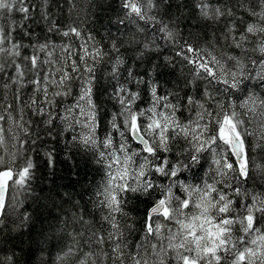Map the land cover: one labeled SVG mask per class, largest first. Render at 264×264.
<instances>
[{"label": "snow or ice", "instance_id": "1", "mask_svg": "<svg viewBox=\"0 0 264 264\" xmlns=\"http://www.w3.org/2000/svg\"><path fill=\"white\" fill-rule=\"evenodd\" d=\"M118 3V25L151 31L144 50L168 49L164 66L180 64L182 98L161 94L157 80L143 78L149 73L138 78L126 67L123 42L110 38L108 48L53 12L71 5V13L76 0H0V21H9L0 23V217L10 192L32 191L33 154L39 158L44 149L51 167L56 148L47 145L65 139L92 153L106 179L94 194L98 225L85 218L86 209L74 216L87 231L69 234L72 243L59 261L264 264V194L242 188L251 178L252 148L264 150V0ZM183 21L201 33H185ZM33 23L46 26L40 35ZM137 51L142 60L144 51ZM106 57L111 92L95 84ZM205 163L207 179L187 183L184 173ZM142 196L154 199L137 236L125 209ZM29 219L22 214L23 222Z\"/></svg>", "mask_w": 264, "mask_h": 264}, {"label": "trees", "instance_id": "2", "mask_svg": "<svg viewBox=\"0 0 264 264\" xmlns=\"http://www.w3.org/2000/svg\"><path fill=\"white\" fill-rule=\"evenodd\" d=\"M69 7L71 5H65L62 14L53 7V12L58 17L62 16L66 24L73 22L79 24L85 34L91 31L97 41H103L108 48H110V38L123 42L120 55L125 61V66L131 67L138 74V78L139 74L147 72L149 75L143 78L157 80L161 94L175 92L178 93L177 98L183 97L187 89L183 83L184 77L180 64L178 63L175 69L164 66L165 56L172 55L168 49L144 50L145 43L151 45L153 39L151 31L138 33L135 25L124 28L116 23L121 11L118 0H76V8L71 13ZM15 19L20 20L19 14H15ZM0 23L8 26L9 21L3 20ZM184 24L193 26L185 29ZM194 24L195 22L183 21L181 28L185 33L200 34L201 30ZM32 27L36 34L40 35L41 28L46 26L41 24L37 27L33 23ZM208 31L210 34L211 30ZM54 41L57 44L62 43V38L55 36ZM41 42H43L42 36ZM158 42L163 44V41ZM138 48L144 51L142 60L137 58ZM112 55L117 54L112 53ZM153 65H160V67L154 69ZM109 70L110 63L106 57L105 61L96 67L95 84L100 91L108 88L111 92L110 83H115L110 81ZM136 90L142 92L143 85ZM97 94L99 95V92ZM100 101L110 113L112 102L108 101L107 95L101 96ZM68 135L66 133L65 137ZM47 147L56 148L53 166L47 165L46 158L43 156L44 149H41L39 158L33 154L37 170L31 185L32 191L9 193L7 201L9 206L5 215L0 218L3 221L0 223V264H76L75 256L65 257L62 262L58 260V257L66 252L72 243L69 234L87 231L85 226L74 222L73 217L84 215L86 209V219L97 225L100 221L101 213L93 206V200L97 188L106 179L103 167L92 161V153L85 152L82 147L67 144L65 139H62L58 145L53 143ZM175 151L176 149L173 150ZM170 158H173L172 154ZM251 161V178L242 185V188L256 194H264V172L261 171L264 168V150L253 147ZM209 163H205L203 169L185 172L186 182L202 183L204 179H207L204 173L208 171ZM76 172L79 173L78 177L74 175ZM77 179L79 183L73 184L72 182ZM153 199L154 197L142 196L139 200L130 199L126 205L128 222L135 223L137 236ZM17 201H19L18 205H16ZM25 213L30 218L27 222L22 221V214Z\"/></svg>", "mask_w": 264, "mask_h": 264}, {"label": "water", "instance_id": "3", "mask_svg": "<svg viewBox=\"0 0 264 264\" xmlns=\"http://www.w3.org/2000/svg\"><path fill=\"white\" fill-rule=\"evenodd\" d=\"M1 218V217H0Z\"/></svg>", "mask_w": 264, "mask_h": 264}]
</instances>
